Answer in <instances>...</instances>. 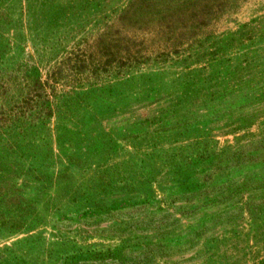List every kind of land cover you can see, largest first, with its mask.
I'll return each instance as SVG.
<instances>
[{
    "label": "rangeland",
    "instance_id": "obj_1",
    "mask_svg": "<svg viewBox=\"0 0 264 264\" xmlns=\"http://www.w3.org/2000/svg\"><path fill=\"white\" fill-rule=\"evenodd\" d=\"M0 264H264V0H0Z\"/></svg>",
    "mask_w": 264,
    "mask_h": 264
},
{
    "label": "trees",
    "instance_id": "obj_2",
    "mask_svg": "<svg viewBox=\"0 0 264 264\" xmlns=\"http://www.w3.org/2000/svg\"><path fill=\"white\" fill-rule=\"evenodd\" d=\"M91 48V47H90ZM120 51V44L117 43L116 39L112 40V37L106 38L104 37L101 41V44H98L95 49L89 52V49H83L81 52L85 55L80 57L78 55L80 64L78 65L79 72H85L84 67L92 70L94 73H97L100 70V64L110 65L116 62L118 59V54ZM64 70L60 68L58 72H63ZM102 71V70H101ZM34 87L38 88V92L36 94H28L27 98L25 99V105H22L21 110H23L21 115H26L28 110L30 109L31 103H34L36 100L44 99L40 101L38 104H43L48 97L47 88L49 84L45 82H41V79L38 77L36 79V83L33 85ZM20 115V114H19ZM12 121H16L13 117ZM26 125V124H25ZM73 256L70 254L69 256Z\"/></svg>",
    "mask_w": 264,
    "mask_h": 264
}]
</instances>
